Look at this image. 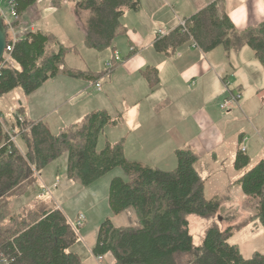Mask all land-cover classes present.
Masks as SVG:
<instances>
[{
    "label": "trees",
    "instance_id": "obj_1",
    "mask_svg": "<svg viewBox=\"0 0 264 264\" xmlns=\"http://www.w3.org/2000/svg\"><path fill=\"white\" fill-rule=\"evenodd\" d=\"M37 1L16 0L19 19ZM67 1L88 12L85 44L98 51L112 47L115 39L126 33L121 18L128 9L139 7V0H53V4L60 7ZM186 28L184 31L180 26L168 36H159L156 49L164 51L169 44L176 48L188 40L205 52L221 45L227 50L248 45L264 65V22L239 30L223 5L213 2L192 16ZM69 49L41 28L26 32L14 46L12 64L2 68L0 96L16 88L27 96L33 94L60 72ZM20 113H13L10 119L0 115V264H83L79 254L71 250L79 234L62 209L46 204L21 211L11 205L13 198L27 194L39 182L44 168L65 154L68 178L81 185L122 167L125 177L116 175L110 182V206L114 214L133 210L138 216V225L116 226L110 219L105 221L94 255L109 256L111 264H264V253L255 251L245 258L229 242L245 227L264 228V160L238 180L255 202L254 213L224 229L220 221L222 201L206 196L205 179L196 167L200 156L192 148L177 149V167L161 170L128 159L123 142L106 141L100 148L104 129L118 122L106 111L94 112L58 134L42 121L21 122ZM11 134L17 136L16 143L10 140ZM250 163V157L240 150L236 168ZM192 214L209 223L201 245L194 243L191 233Z\"/></svg>",
    "mask_w": 264,
    "mask_h": 264
},
{
    "label": "crops",
    "instance_id": "obj_2",
    "mask_svg": "<svg viewBox=\"0 0 264 264\" xmlns=\"http://www.w3.org/2000/svg\"><path fill=\"white\" fill-rule=\"evenodd\" d=\"M213 2L223 5L239 30L264 22V0H139L138 9H128L121 18L126 33L117 37L112 47L89 62L85 53L92 52L81 49L70 33L59 36L54 31L61 27L65 18L77 15L80 10H77L76 5L67 1L58 7L52 0H38L28 10L35 11L36 21L30 19L26 26L17 25L19 36H24L29 30L41 28L53 33L59 42L70 49L60 72L33 94L21 96L20 104L14 106L13 111L21 112L20 115L25 120L42 121L50 131V124L60 121L58 132L54 134L84 122L94 112L106 111L114 119H118L116 124L109 125L119 128L120 139L113 143L123 142L128 159V153H132L134 159L131 160L159 167L149 159L159 162L174 157L175 164L178 165L176 150L190 147L200 156L196 167L205 179V194L208 191V181L215 174L208 171L211 164L220 162V167L232 168L236 175L234 182L239 185L241 176L253 167L248 168L252 164V157H264V146L258 144L255 132L248 134L245 131L248 126L244 113L246 110L252 116L255 111L256 116L252 117L256 121L264 118V80L261 85H256L255 96L251 95L245 100L241 90L231 89L242 94L243 102L239 107L242 115L232 108L227 110V115L223 114L219 103L227 94L225 80L232 83L229 77L231 72L236 73L237 80L234 76L233 83L236 86L232 83L230 88L239 87L238 89L248 84V72L255 78L262 76V73L254 65L246 67L241 54L231 55L230 50L225 49L218 55L216 50L220 47L205 52L193 40L176 48L169 44L164 51H158L155 47L159 37L158 29L164 30V36H168L181 26V21L187 22ZM174 10H177L178 16ZM84 12L87 16L88 12ZM43 14L54 17L53 22H48L45 26L41 16ZM83 30L81 38L85 45L86 33ZM222 57L228 58L231 69L225 65ZM254 57L256 58L255 53ZM109 61L114 63L112 68H107ZM21 105L22 111L19 110ZM237 121L240 122L236 123ZM256 124L264 133V126L259 122ZM243 136H249L245 153L250 157L251 163L246 168L237 169L235 162L241 150ZM249 150L252 156L248 154ZM138 154L147 158L149 163L139 160ZM173 165L174 163L160 169L171 171L177 167L171 168ZM59 183L60 181L57 186ZM40 185L39 180L30 189L37 192V196L39 189H43ZM30 197L34 196L30 194L19 201L18 209H35L37 204L30 207ZM252 214L253 212L242 221Z\"/></svg>",
    "mask_w": 264,
    "mask_h": 264
},
{
    "label": "rangeland",
    "instance_id": "obj_3",
    "mask_svg": "<svg viewBox=\"0 0 264 264\" xmlns=\"http://www.w3.org/2000/svg\"><path fill=\"white\" fill-rule=\"evenodd\" d=\"M181 4L183 3L181 2ZM0 8L3 11H5L6 14L9 15V17H12L10 14V7L8 5L7 0H0ZM174 11L178 16L179 14L177 10ZM35 15L36 13L34 10L28 11L26 14L22 16L18 26H26L30 19L36 21ZM41 16L44 19L45 26L46 23L53 22L54 17L51 18L47 14H43ZM85 18H86V13L80 10L77 12V15L72 14L71 16H68V18H65L63 20V24L60 25L61 27L54 29V31L59 36H63L64 34L67 35L71 34L76 39L75 42L78 44V46L81 49L89 50L90 52H92V53H85L87 61L92 62L93 60H95V58H98V56H100V54H102L104 50L98 52V50L97 51L91 50L86 44L85 45L87 47L84 45V43L82 44L81 31H84L83 29H84ZM180 18L184 19V17H180ZM158 32L159 29L157 30V33ZM221 46H218L220 47L219 49H217L218 47L215 48L217 49L216 52L218 55L219 52L221 53L223 52V50L226 49L223 45ZM230 54L231 55L241 54L240 56L243 59L244 65L246 67L254 65L262 73V76H264V66L261 64V62L258 59L254 57V53L249 46L243 47L240 50L233 48L230 50ZM222 60L223 62H226L225 65L229 69H231L228 58L222 57ZM110 62L111 61H109L108 63ZM108 63H107V68L109 67ZM234 76L236 77L237 80L236 73L231 72L229 77L232 83L234 82L235 79ZM262 76L255 78L252 77V75L248 72L246 74V79L248 81V84L242 86L241 89H238L239 87L230 88L232 83L229 80H225V81L229 82L230 89H235L236 91L241 90L245 100V98H248L251 95L255 96L254 89L257 84L261 85V83L263 82L264 79ZM233 85L236 86L235 83H233ZM21 96H24V92L21 88L13 89L8 93H5L0 96V115L3 118L10 119L13 116L12 114L16 113V111H13L15 110L14 106L20 104ZM241 101L243 102V99L240 100V105H241ZM240 105L232 109L238 110L241 114L242 111L239 109ZM220 110L225 115H227V113L229 112L227 111L229 109L222 110L220 108ZM244 113L247 118L246 122L248 126V130L245 131L248 134H252L253 132H255L254 135L258 138V144L260 146H264V133L260 131V128L256 124V122H259L261 125L264 126V118H260V120L256 121L253 118L256 116L255 111L252 114L253 117L249 115L246 110H244ZM59 122H54L50 124L51 125L50 129L52 133L58 132ZM239 122L240 121H237L236 123ZM119 136H120L119 128L111 127V126L106 127L100 138V142H99L100 148L104 147L106 141H110L113 143L119 140L120 139L118 138ZM18 142L20 144V147L24 149L25 145L22 142V140L20 139ZM246 144L248 146L249 142L247 141ZM248 154L252 156L250 150L248 151ZM128 157H130L129 158L130 160L134 159L132 153H128ZM137 157L139 160L145 163H149L148 159L141 156V154H138ZM262 158L255 159L254 157H252V164L248 168L259 163L262 160ZM149 160L156 163V165H159V167L155 166V168H159V169L167 165H171L173 163L174 165L170 166L171 168H175L177 166V164H175L174 157H168L166 159L160 160L159 162H156L151 159ZM67 165H68V155L65 154L62 158L55 160L53 163H51L42 170V172L40 173V183H41L40 188L46 186L44 184H48L47 187L50 188L49 192H45V191L43 192V189L41 190L39 189L38 192L39 196H37V192L30 190L24 196L15 198L14 201H12L11 205L13 209L20 210L18 209L19 201L23 200L25 196L32 194V196L34 197H30L31 198L29 200L31 204L30 207H34L37 204L36 206L37 208L38 206L41 207L43 205H46L45 202H50L52 203L51 204L52 206H56V207L58 206V208L63 210V212L65 213L71 224L76 223L79 215L81 214L84 215L85 220L82 226L77 230L80 239L72 247L71 250L79 254L83 264H111V258L109 256H102V258H99L93 253V249L97 244L98 234L101 225L108 219H110L112 223L117 226L138 225L139 223L138 216L135 213V211L130 210V211H124L120 214H114L110 206V202H109L110 182L112 178L116 175H121L125 177L124 169L122 167H117L115 170L110 171L109 173H107L100 179L94 181L93 183L89 185H81L80 183H77L71 180L70 178H68ZM149 165L151 164L149 163ZM220 166L221 164L219 162L216 165L211 164L208 168V171L210 173H215V174L208 181V191L206 195L207 197L209 196L208 198L219 197L223 199V201L221 202L220 221L222 228L225 229L229 225H233L242 221L250 213L252 212L254 213L253 208L255 206V202L250 196H248L245 193V191L239 185H236V183L234 182V179L236 178L234 170L229 166H227L226 168L224 167L222 168ZM57 179H59L60 181L59 186L55 185V181ZM43 194L46 195V197H44ZM230 194L231 196H229ZM233 197H235V199ZM208 226L209 223L207 222L206 219H203L194 214L190 216L191 233L193 235L194 243L196 245L202 244L204 238L206 237V229L208 228ZM229 242L233 245H236L239 251L241 252V254L245 258H250L255 253V251H260L264 253V228L253 229L252 227H246L243 230L236 232L230 238Z\"/></svg>",
    "mask_w": 264,
    "mask_h": 264
},
{
    "label": "built area",
    "instance_id": "obj_4",
    "mask_svg": "<svg viewBox=\"0 0 264 264\" xmlns=\"http://www.w3.org/2000/svg\"><path fill=\"white\" fill-rule=\"evenodd\" d=\"M7 2H8V5L10 7V14L12 17H9V15H7L6 12L0 8L2 17L4 19V23L8 29V44H7V47L5 50L4 58L2 59V61L0 63V74H1L2 68L4 66L8 65L9 63L12 64L11 53L14 49L16 42L22 38L19 36V31L17 29V25H18L17 20L19 19V14L16 10L17 2H16V0H7ZM180 25L184 31L187 30L185 21H181ZM165 34H166V32L164 30H162V29L159 30V36L160 37L164 36ZM108 66L110 68H112L114 66V63L110 62V63H108ZM97 86H99V84ZM225 86H226L227 94H226L225 98L223 99V101L220 103L221 109L226 110V109H231L233 107L239 106L240 100L242 99V94L240 92H235V91L231 90L229 88V82L228 81L225 82ZM0 120H2V117H0ZM19 120L21 122L25 121V119L21 115H19ZM10 136H11L10 140L12 142L16 143L17 142V136L12 135V134ZM247 140H248V137L243 136L242 143H241V150L244 152L247 149L246 148V141ZM58 181L59 180H57V184H55L56 186L58 185ZM42 188H43V192L44 191L45 192L50 191V188L47 186H44ZM84 220H85V216L81 214L78 216L76 223H73L72 226L76 230H78V228H80L82 226ZM0 257H1V254H0ZM97 257L102 258V256H97ZM2 261H4V259H2Z\"/></svg>",
    "mask_w": 264,
    "mask_h": 264
},
{
    "label": "water",
    "instance_id": "obj_5",
    "mask_svg": "<svg viewBox=\"0 0 264 264\" xmlns=\"http://www.w3.org/2000/svg\"><path fill=\"white\" fill-rule=\"evenodd\" d=\"M7 44H8V29L4 23V19L0 11V63L4 58Z\"/></svg>",
    "mask_w": 264,
    "mask_h": 264
}]
</instances>
